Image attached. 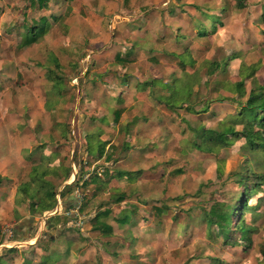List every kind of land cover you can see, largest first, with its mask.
Masks as SVG:
<instances>
[{
	"label": "rangeland",
	"instance_id": "obj_1",
	"mask_svg": "<svg viewBox=\"0 0 264 264\" xmlns=\"http://www.w3.org/2000/svg\"><path fill=\"white\" fill-rule=\"evenodd\" d=\"M260 9L264 12V0H248L241 11L235 9L234 0H48L44 9L32 0H0V115L11 104L6 89L23 87L27 95L19 94V101L27 103L25 118L30 115L35 120L30 127L34 132L45 98V110L51 113H46L44 133L51 130L52 122L58 128L57 141L49 142L60 150V162L55 164L70 167L76 178L72 180L70 174L64 181L59 171L47 177L58 192L57 205L50 211L31 213L25 203L12 212L10 204H3L0 239L5 245H0V256L11 257L10 264L42 256L51 258L50 264H263L264 189L251 192L246 199L249 209L234 215L230 241L206 221L213 207L235 204L245 192V183L248 188L254 183L245 139L230 138V145L215 154L191 146L193 130L239 120L246 97L240 96L237 83L252 68L256 74L245 82L246 95L264 85ZM203 14L219 17L216 33ZM43 15L49 18L48 33L36 44L21 46L22 24L30 25ZM195 19L204 22L206 37L196 35ZM165 22L174 28H162ZM157 27L163 38L144 35ZM170 38L176 46L168 47L169 56L153 52L152 43L169 45ZM140 41L143 52L135 56L131 50L133 59L120 57L132 44L139 50ZM56 60L60 70L55 68ZM212 62L225 65L211 73ZM50 70L62 79L49 81ZM160 76L170 81L155 82L164 94L162 102L176 105L175 112L156 102L152 94L157 90H141ZM173 79L190 83L192 90L182 86L175 91ZM53 86L60 88V95L52 94ZM86 98L104 100L108 114H86ZM124 103L131 107L124 108L125 116L114 122V110ZM21 109L13 110L23 115ZM134 116L141 121L136 128ZM237 124V130L244 126ZM246 127L264 135L259 119ZM90 130L93 134L87 135ZM49 137H42V142ZM99 138L113 144L111 156L121 160L107 163L89 154L88 147L96 149ZM126 141H133L131 152L123 151ZM29 171L28 167L18 183L28 180ZM120 172L138 175L131 180L113 176ZM95 174L102 184L108 181L101 191L90 183ZM240 176L249 179L242 181ZM70 184L73 191L62 198L60 192ZM118 195L124 196L121 202H115ZM127 207L131 221L119 226ZM76 208L77 215L65 214L66 209ZM106 212L105 221L114 228L109 236L92 228L94 217ZM242 217L252 230L250 247L235 230ZM61 218L67 220L63 223Z\"/></svg>",
	"mask_w": 264,
	"mask_h": 264
},
{
	"label": "trees",
	"instance_id": "obj_2",
	"mask_svg": "<svg viewBox=\"0 0 264 264\" xmlns=\"http://www.w3.org/2000/svg\"><path fill=\"white\" fill-rule=\"evenodd\" d=\"M248 0H234V6L236 10H244L247 7ZM48 0H38L37 2L32 0V4H38L39 9H44V7L47 6ZM170 13V12H169ZM205 17H207L209 20V23L213 25L212 32L216 33V22L219 21V17L217 16H209L206 14ZM264 15V13H263ZM213 18V22H210V19ZM56 19V18H54ZM196 25L194 26V29L196 30V35L200 38L206 37L209 32L206 30L204 22H201L199 19H195ZM22 33L21 35V46L27 47L31 46L32 44H36L39 42L40 38L44 37L46 33L50 29V22L49 18L46 16H42L37 21L33 20L32 24H26L23 23L22 26ZM180 38H184V35H181ZM55 68L60 70L59 63L57 60L55 61ZM225 64H219L218 62H212V66L214 68L211 70V73H214L215 71L221 69ZM252 68V67H251ZM256 74V69L252 68L250 72L244 77L241 78V80L237 83V90L240 93L241 97H246L245 103L242 106V110L239 113V120L240 124L244 125L241 130H237V121H234L233 123H224L222 122L219 128H209L202 130H193L194 135L191 136V138L194 136L192 140L191 146L195 147L198 150H202L203 152L209 153V154H215L221 149H224L230 145V138L233 137H243L245 139V147L244 150L249 153V162H253V165L251 166L249 175L254 177V183L251 184V186L248 188V183H245V192L241 193V197L239 200L233 204V205H219L217 207H213L210 210L209 218L206 220L208 225L210 226H217L219 233L225 237V241H230L231 238V231H232V222L233 217L237 213V211H247L249 208L247 206V196L249 197L251 192L258 190V189H264V135L258 134L254 132V128H247V126H253L254 121L259 119V122H261L264 125V85L261 87L260 90L257 91H250L249 93H245L244 86L247 78L253 77ZM48 79L51 82H56L57 80H61V76H58L57 74H54L52 70L49 71ZM179 84L178 80L176 79L174 81L173 79V88H175V91H180L182 89V86L185 90H188V86L190 83L180 80ZM155 83L152 82L151 86H153ZM191 87V85H190ZM192 90V88H189V90ZM54 92L58 93L60 95V88H56L53 86ZM164 94H160L157 99L158 102H162V97ZM190 102L189 104H186L188 107L192 106V91L189 98ZM185 104V103H184ZM164 107L168 109L171 112H175L177 109L176 105H168L164 104ZM181 107V106H180ZM189 110L192 109L189 108ZM204 112L208 110H203ZM120 117V111L114 110V122H117ZM66 136V135H65ZM206 140L203 144L202 140ZM163 143H168V140L166 138H163ZM105 143V142H104ZM104 143H98L97 148L95 149L93 146L88 147V153L95 156L96 159H105V161L112 160V156L106 151V147ZM107 144V143H106ZM124 148L130 147V144L126 141L123 145ZM110 149V148H109ZM92 156V157H93ZM55 156L53 153L49 156L40 154L39 159L37 161H33L32 165L30 167V171L28 174V180L22 182L18 186L17 190V196L15 199V205L17 207L28 203L29 210L32 212L36 211L37 205L41 206V209L43 212L50 211L54 209L57 205V187L55 184L47 179L50 175L53 173H57L58 171L63 174V178H68L70 174V167L62 165V164H55L54 160ZM81 173H82V168ZM248 167L246 168V170ZM261 170L258 172V170ZM245 170V172H246ZM80 173V174H81ZM108 173V172H107ZM105 172V174H107ZM180 173V172H177ZM129 177L132 179L134 175L132 173L127 172ZM124 174L122 172L113 176H123ZM242 178V181H246L249 179V176H240ZM90 180V183H95L97 186V190L101 191L103 189V186L108 183L105 182L102 184V182L99 180L98 176L95 174L92 176ZM241 181V182H242ZM84 184H88V182L84 181ZM73 191V188L70 185H66L65 188L60 192V196L62 198L66 197ZM244 197V199H243ZM124 196H116L115 202H121L123 200ZM76 206V205H75ZM69 207V206H67ZM240 207V208H239ZM243 209V210H242ZM67 210V209H66ZM17 212V210H15ZM109 216V213H98L94 219L92 220V228L96 231H101L104 235H111L113 233V227L109 225L105 219ZM65 219V218H63ZM66 220V219H65ZM130 220V216H124L122 219L118 220L121 224H127ZM235 230H237L240 233V237L242 240H244L245 244L250 247L252 244V240L250 238V233H252V230H249L245 226V220L244 217H242ZM234 245H239V242H233ZM261 254L263 256V264H264V247L261 249ZM43 264V263H41Z\"/></svg>",
	"mask_w": 264,
	"mask_h": 264
},
{
	"label": "crops",
	"instance_id": "obj_3",
	"mask_svg": "<svg viewBox=\"0 0 264 264\" xmlns=\"http://www.w3.org/2000/svg\"><path fill=\"white\" fill-rule=\"evenodd\" d=\"M247 4H248V2H247ZM263 13L264 12H262V9H260L259 16H264ZM43 16H46V15H43ZM54 16L57 17V15H54ZM51 17L53 18V16H51ZM61 17H62V13L59 14V17H57L55 20H59ZM162 28H169L170 29V28H174V27L171 25V23L165 22ZM145 32L146 33H144V35H147L148 33H154L157 38H163L164 37V35L162 34V29L159 27L154 29V31H152V32L151 31L147 32V30H145ZM177 36L180 37L179 34ZM155 40H158V39H155ZM167 42H169V45L164 44L162 46H159V43L156 41L154 42V44L152 43L153 52L169 56L167 54L169 52L168 47L169 46H176V45L173 43L171 38ZM141 43H143V42H141V41L139 42L140 49L137 51H136V46L134 44H132L131 47L129 48L130 50H127L126 55L124 54V51L121 54L119 52L117 54H120V57L122 59H126V58L133 59V57L129 56V52L131 50H135V56H137L139 54V52H143L144 50L142 49ZM113 48H115L116 50L119 51V47L115 46V44H114ZM121 58H119L117 61L121 62L122 61V60H120ZM15 63H16V65H18V62L15 61ZM1 69L2 68H0V70ZM153 81H154V83L156 81H161V82L166 83V84L170 82L168 79L163 78L162 76H160L158 78H153ZM141 83H143V82H141ZM142 85H144V84H142ZM22 89H23V87H18V86L14 87L13 85H11L10 88L6 89L5 93L7 95H9L11 104H10V108H8V106H7L6 111L2 112L0 115V203H1L0 213H2V211H4L3 204H8V205L10 204L12 207V212H13V210H16L15 209V206H16L15 205V199L17 196L18 186L21 184V183H18L20 180V176H24L26 174L28 167L30 168L32 165V162L37 161L39 159L40 154L45 155V151H47L49 154H46V155L49 156L53 153V155L55 156V158H54V160L56 161L55 163L60 162L59 155H57V153H60V150H57V148H55L54 145H51V143L49 146L50 140L56 139L57 130H58L57 123L53 124V122H52V124H50L51 130L46 131V133H44L45 132L44 128L47 127V124H46L47 114L46 113H48V114L51 113V112H47L45 110V104H46L45 98H44V109H43L44 112L41 113V117H40L41 121H39L37 119L38 120L36 122L37 127L34 128V132H33L30 129V127L32 125L31 123L34 122L35 120L30 115H29V118H27V119L25 118L27 116V113H28L27 109H26L27 103L24 104L23 100L19 101L21 99V97L23 98V96H24L23 94L25 93ZM147 89H150L153 92L157 90L158 92L153 93L152 96L154 97V99L157 100L156 102L160 106H164L163 103L158 102L157 97L160 94H163V92L159 91L156 84H154L153 87L150 85V87H148V88H145V87L141 88V90L144 91L145 93H146V91H148ZM148 93H149V91H148ZM19 94L21 95V97L19 96ZM25 94L27 95V93H25ZM52 94L55 95L56 93L54 92ZM94 96L99 97L98 94H95ZM118 102L122 103V99H118ZM19 104L23 105L22 109H21V105H19ZM104 104H105V101L102 99L86 98V102H85L86 106H85L84 111L86 112V114H88L90 116L97 115L100 113L102 115H104L106 113L108 114L107 107H105ZM16 106H18L21 109V112H23V115L16 113V112H18V110H13L14 107H16ZM126 107L130 108L131 106H127L126 103L122 104L121 107L118 106V108H119L118 111H120V116L121 115H122V117L125 116V113L122 114L121 112H123V109ZM1 108L3 109V104L1 106ZM56 109H58V107L54 108L53 111L55 112ZM54 116H55V113H54ZM134 117H136L135 118L136 120L134 122V128H136L138 126L136 124L138 122H141V121H138L137 117H139V116H134ZM101 119H103V118H101ZM58 122H60V120H58ZM40 123H42L43 126L42 125L40 126ZM131 123L132 122H130L129 124L126 123L127 124L126 126H129ZM42 132H43V134H42ZM90 134H93L92 130H90L89 133H87V135H90ZM42 135H44V136H42ZM47 135H50V137H49L48 141H44L46 143H43L42 137H47ZM99 139L101 140L100 143L105 142L104 144L106 147V151L109 150L107 152L111 155V152L114 151L113 144L105 141L104 140L105 138H103V139L99 138ZM56 141H57V139H56ZM127 142L129 143L130 141H127ZM132 142L133 141H131L129 143L130 147H128V148L123 147L124 148L123 151L131 152L132 151L131 148H133V146H134V144ZM119 160H121V159L120 158L116 159V160L112 159V160L106 161V162L107 163L111 162V161L118 162ZM56 165H58V164H56ZM122 173L124 174L123 177H129L127 172L126 173L122 172ZM130 173H132V175H134L133 178L136 175H138L137 173H134V172H130ZM70 174H71L72 180L76 179V178H73L74 173L70 172ZM70 174H69L68 178L67 177L63 178L64 181L70 178ZM75 175H77V172L75 173ZM114 175H116V174H114ZM129 180H131V178H129ZM7 186L11 187L10 193H6L7 192L6 191ZM66 208H67V206H66ZM36 211H39V212L42 211L40 205H37ZM128 212H131V211H129V208L127 207L126 212L124 213V216H126V215L129 216L127 214ZM131 218H132V214H131ZM64 220L62 221L63 223H64ZM129 221H131V220H129ZM125 225L126 224H124V225L121 223L119 224V226H125ZM113 232H114V228H113ZM0 245L1 246L5 245V244H3L1 239H0ZM43 257H45L44 260H43ZM10 258L11 257H9V256L4 257L3 254H1L0 264H10ZM37 259L34 258L33 261H32V259L26 260V261H24V264H41V263L50 264L51 263V258H48L47 256H42V258L37 257Z\"/></svg>",
	"mask_w": 264,
	"mask_h": 264
},
{
	"label": "built area",
	"instance_id": "obj_4",
	"mask_svg": "<svg viewBox=\"0 0 264 264\" xmlns=\"http://www.w3.org/2000/svg\"><path fill=\"white\" fill-rule=\"evenodd\" d=\"M76 205H77V203H76ZM76 207V206H75ZM74 207V208H75ZM73 208V209H74ZM76 213H78V208H76L75 210H72V209H69V210H66V212H65V214L67 215V216H73L74 214H76ZM77 215V214H76ZM76 225H77V223H76ZM82 225V222H80V225H77V227H80Z\"/></svg>",
	"mask_w": 264,
	"mask_h": 264
}]
</instances>
